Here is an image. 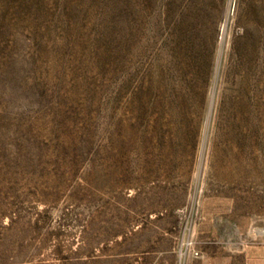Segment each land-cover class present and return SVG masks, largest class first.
I'll use <instances>...</instances> for the list:
<instances>
[{
    "label": "rangeland",
    "instance_id": "374dc122",
    "mask_svg": "<svg viewBox=\"0 0 264 264\" xmlns=\"http://www.w3.org/2000/svg\"><path fill=\"white\" fill-rule=\"evenodd\" d=\"M0 264H264V0H0Z\"/></svg>",
    "mask_w": 264,
    "mask_h": 264
}]
</instances>
